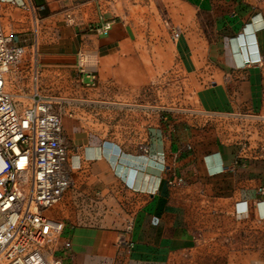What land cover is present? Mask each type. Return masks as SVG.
I'll return each mask as SVG.
<instances>
[{
  "label": "crops",
  "instance_id": "0c3cea01",
  "mask_svg": "<svg viewBox=\"0 0 264 264\" xmlns=\"http://www.w3.org/2000/svg\"><path fill=\"white\" fill-rule=\"evenodd\" d=\"M0 23L72 112L59 264H264V0H0ZM169 70L198 110L148 104Z\"/></svg>",
  "mask_w": 264,
  "mask_h": 264
},
{
  "label": "built area",
  "instance_id": "2783aa9c",
  "mask_svg": "<svg viewBox=\"0 0 264 264\" xmlns=\"http://www.w3.org/2000/svg\"><path fill=\"white\" fill-rule=\"evenodd\" d=\"M112 24L90 29L107 35ZM38 55L37 41L20 45L0 23V264H59L56 240L65 225L48 212L74 184L63 125L72 112L62 98L42 92ZM98 65L97 55L78 53L86 86L97 85ZM10 72L21 82L20 94L9 91Z\"/></svg>",
  "mask_w": 264,
  "mask_h": 264
},
{
  "label": "rangeland",
  "instance_id": "374dc122",
  "mask_svg": "<svg viewBox=\"0 0 264 264\" xmlns=\"http://www.w3.org/2000/svg\"><path fill=\"white\" fill-rule=\"evenodd\" d=\"M41 52L42 49L41 47H39L38 58H39V63L41 65V69L43 70V66L40 60ZM176 75L177 74L172 70L166 71L164 73V77L162 81L158 84L159 89H161L160 97L158 96L155 97V95L152 94L147 97V100H148V104L158 103L165 108L179 110L180 113H182V115L185 116L189 110H194V109L198 110V106L202 105L200 100L201 98L197 96H195L194 98H187L183 91L185 85L181 80L177 79ZM8 76L10 79L9 91L15 94H20L22 92L21 91L22 85L20 80L12 72H10ZM202 85H203L202 82H196L197 87H201ZM208 116L209 117H207L206 120H209V123L215 125L219 124V120L215 118L213 114H209ZM228 122H230V124L233 125V120H230ZM54 209L50 210L48 214L51 215Z\"/></svg>",
  "mask_w": 264,
  "mask_h": 264
}]
</instances>
